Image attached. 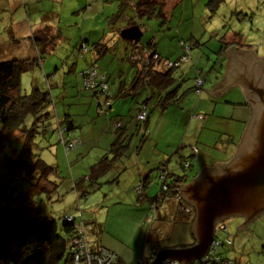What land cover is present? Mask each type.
Masks as SVG:
<instances>
[{
  "label": "trees",
  "instance_id": "1",
  "mask_svg": "<svg viewBox=\"0 0 264 264\" xmlns=\"http://www.w3.org/2000/svg\"><path fill=\"white\" fill-rule=\"evenodd\" d=\"M42 2L43 0H40L39 4ZM130 2H132V5L129 4ZM167 2L168 0H126L125 3H119L117 13L106 18L104 27L107 33L103 31L97 32L98 34L96 33L95 38L103 34L105 36V33L108 34L107 40L102 41L97 38V41H94L91 38L88 39L86 37L91 32H86L83 38H79V42L75 45V62L69 68L71 70L76 64L77 59L81 60L85 56V53L92 55L94 61H96L97 57L100 59L101 57L110 55L118 63L125 62L127 65L129 64V68H133L134 71L133 73L130 71L131 75L128 80L122 78L123 75L116 76V80H119V82L114 96H109L108 93V80L110 77L105 75L107 68H102L101 70L99 66H96L95 62L89 64L79 72L78 76L81 79L82 85L80 90L96 97V105L99 107V110H101V97H105V104L109 100L116 101V99H130L135 105L140 104L137 107L134 118L138 125L137 132L140 133L141 137H144V140H147L149 137L146 127L149 113H152L155 109L162 112L169 106L180 105L183 97L188 95L189 92L195 94L200 99L201 93L205 89V79L200 76H197L196 81L201 78L200 80L204 81L201 85H198L195 81L194 86L184 90L179 84L174 85L173 70L175 68L172 66V69H166L164 65L167 62L174 61L164 60L157 52L158 50L156 51L155 45L157 43L155 45L154 43H150L154 32L150 34L149 39L147 38L143 42L144 45L142 41L140 42L142 44H140L141 47H136L134 45L135 42L124 40L126 45L125 48H122L120 57L112 48H115L116 42H113L112 45L110 44V37L114 35L118 37L124 23L129 24V27L137 26L140 23V27L147 28L146 24L151 22L150 20H153V18H163L167 21L170 15V11L166 9ZM14 8L11 9L0 5V26L4 30L3 34H0V38L8 40L10 46H18L24 40L20 38L27 33V30L22 28L23 26L25 27L22 23L24 15L30 26L33 25V22L29 21L31 18L37 17L40 20L48 21L52 20L55 14V9L52 6L46 9L38 4H17L14 5ZM64 19L66 23L69 21L68 17ZM131 21H135V23H131ZM143 21L145 23L148 22L145 24ZM58 25L60 30L55 33L50 31L49 24L32 32L27 37L33 46L30 48L31 45H26L30 49L29 52L0 56V147H3L4 144L2 143L5 141L9 143L13 137L12 141L21 138V146L18 153L13 159H7V165L13 179L22 180L27 187V193H18L14 199L7 200L4 207L0 219V264H149L156 255V252L165 248L159 245V242L162 240L160 235H163L161 234L163 228L169 224H180L182 220L179 218L180 216L192 214V219L188 225L191 233L195 218V211L191 207L187 208L181 198L177 196L179 185L183 184L184 180L188 181L189 179L185 175L178 176L176 173H172L167 168L166 162L160 164V167L156 170L160 184L155 196L150 198L145 191V185L143 184L142 186L141 183L130 190L131 192L129 191L133 197L131 205L138 206L135 210L141 211L140 213L143 212L144 216H142L144 219L146 216L147 219L151 218L152 220L148 229L142 231L144 232V241L149 245V254L141 261L125 262L116 252L101 243L99 238L102 236L90 242L87 227L90 226L92 230L97 229V234L106 230V227L104 225L101 227L99 223H96L94 217L90 218V222L84 220L85 215L90 213L89 209L81 210L77 208V213L63 215L60 218L62 219V224L58 226L56 219L43 215L39 205L42 201H45V198H47L48 203L60 199L55 197L58 184L55 180L51 179L57 175L58 168L53 163L47 162L42 153L39 154L38 150H41L43 147L39 146L35 140L46 141L47 145L44 148H49L54 145L49 138L53 132L57 131L59 143L62 145L65 153H68L71 149L82 143L80 133L77 131L80 129V124L77 123L76 116H73L71 113H64L65 116L62 120L56 117L54 110L55 100L50 91L52 87L56 86L55 83L48 82L47 80L46 88L41 81L32 79L31 93L22 94L20 89L21 76L24 73L34 71L36 73L33 76L40 77L36 75L40 71L35 70L38 68L43 70L45 56L51 52L53 53L55 44L59 39L65 38L64 35L68 32L63 28L65 25L60 26V22ZM108 26L110 28L118 27L116 28L117 33L108 31ZM147 29L150 33V28ZM234 38L236 40L226 43L217 51V54L219 55L227 47L236 49L235 46L241 38L237 39L238 35H234ZM195 40L190 41L193 46L197 44ZM126 42L130 46H133V48L128 47ZM81 45L83 46L82 48ZM185 46L188 45L183 40L178 44L179 49L183 50L180 56L185 54ZM179 58L175 61L179 60ZM118 72H124L125 74L127 73V69L122 70L121 68L118 69ZM41 73H43L45 79L51 75L49 71H46L45 65ZM74 73L77 74V71ZM26 78V80L29 79L28 76ZM180 81L185 82L186 79L181 77L178 83ZM38 82H41V84ZM140 96L142 97L139 98ZM142 113L144 119H137ZM104 114L107 113L105 112ZM54 119L56 120L55 122L53 121ZM115 124L118 125L117 129L121 127V121H117ZM114 133L113 139L108 140L109 146L107 151L89 166L87 174L78 176L76 180H72V188L77 194L78 200L85 199L98 190L101 185V183L97 182L98 179L104 177L113 167L110 162L112 161L111 159L115 158L110 157V154L113 156L115 154L122 155L123 153L116 152H119V150L121 152V150L127 148L128 145L123 146L122 142H120V136L118 137L117 135L118 131ZM93 142L97 144V141ZM143 143L144 141L142 140L136 143L133 151L137 152ZM178 149H181V146ZM174 155V160H179L180 167L189 172L188 166L191 165V160L186 161L179 153H175ZM145 179L146 181L148 180V178ZM146 198L149 203L143 205V199ZM173 198H177V202L180 204L177 211L160 212V205L174 200ZM163 221L167 225L164 226ZM166 236L169 237L167 233ZM215 239L219 243L218 249L232 246V239L229 237L220 238L218 236ZM215 255L219 259V264L224 262L232 264L228 259L222 257V254L218 253V251ZM208 262H210L208 264H217L214 261ZM194 264H198V262Z\"/></svg>",
  "mask_w": 264,
  "mask_h": 264
},
{
  "label": "rangeland",
  "instance_id": "2",
  "mask_svg": "<svg viewBox=\"0 0 264 264\" xmlns=\"http://www.w3.org/2000/svg\"><path fill=\"white\" fill-rule=\"evenodd\" d=\"M85 2L86 0H80L77 4V32L83 24L85 25V30L99 29L103 27L102 24L106 23V18L117 12L116 3L111 4L109 1L105 0L103 2V0H100L98 3L94 4L92 8L83 9L86 7ZM170 5L173 11L167 18V20L170 19V23L166 22L163 18H153V20L150 21L153 24L157 23V25L154 30H151L147 35L150 36L154 31L158 32L157 36H160V43L158 42V44L160 47H164L167 41L170 42V40L163 36L164 31H167L168 28L172 27V32L175 30L177 31V44L183 40L186 45H190V41L194 40L191 39L190 36L191 34L195 35L194 37L197 44H195L196 47L193 46L189 50L187 56L188 60L182 62L178 69L176 67L173 70V72H176L175 76L177 73H184L187 75L182 89L194 86L197 76L205 80L208 79V75L213 73V66L217 59V51L226 43L236 40L234 35H238L237 39L241 38V40H238L239 43L235 46L236 50L245 52L246 54L243 57L248 60V64H251L256 70L260 69V74L262 70L264 71V0H172V4H168L167 6ZM23 19H26L25 15L22 20ZM157 20L159 21L156 22ZM69 22H72V20ZM143 22L145 23V21ZM64 30H68V27ZM3 32L4 30H2L0 26V34H3ZM148 36L142 35L139 41L134 43L135 46L138 47L141 41L144 42L147 38L149 39ZM114 42H116L115 52L120 57L122 45H126L125 41L117 37ZM63 43L57 45L55 52L53 51L54 53L45 56L43 70L45 65L46 71H49V74H51L50 77L45 79L43 73H41L43 70L38 68L35 71H40L36 74L40 77L33 76L36 73L33 71L24 73L20 81L22 94L31 93L32 79L41 81L46 88L47 80L48 82L55 83L56 86L52 87L50 91L55 100L54 110L56 117L62 120L65 116L64 113H71L73 116H76L77 123L81 124L82 130L86 132V137L84 140L82 139V143L71 149L68 153H65L62 145H60L57 131L53 132L49 138L51 143L54 144L49 148H44L45 145H47L46 141H41L40 139L35 140L39 146L43 147L41 150H38L39 154L42 153L47 162L53 163L58 168L57 175L53 176L51 179L55 180L58 184L55 197L60 199L48 203L47 198L44 197L45 201H42L39 205L43 215L56 219L58 226L62 224V219L60 218L63 215L77 213V208L98 212L100 218L95 214L87 213L84 220L90 222V218L94 217L96 223H99L101 227L103 225L106 227L108 234L104 230L100 234L93 233L92 240L102 236L104 241L110 242L112 246H117L116 252L123 254L125 258L127 257L128 262H131L133 259L135 261H141L149 254V245L144 242V235L141 231L142 228H145V230L148 229L152 222L151 218L147 219L145 216L146 220L140 219L138 214L139 210H135L138 206L131 205V203L128 205H116L117 195L113 192L111 195L104 197L108 191L105 190V192H102V190H99L90 194L86 199L78 200V196H76L77 194L72 188V180H76L78 176L87 174L89 166L107 151L109 142L108 139L104 137L96 144L90 138L88 132L90 124L87 123L89 120L92 121L93 118H96V120L100 119L97 117V111L95 109L97 99L87 92L79 91L77 87V74L69 70L72 63L75 62V58L72 53H67L66 46ZM26 45V42H22L18 46H10L8 40L6 41L0 38V56H8L11 53L19 54V52H21L24 54L29 52L30 49ZM127 45L133 48V46H130L128 43ZM182 53L183 50L180 49V55ZM232 56L234 57V55ZM106 57L112 60L110 55H106ZM113 60H115V58ZM114 63L115 62L111 61L108 62L109 65L115 67V71L121 68L122 70L129 69L132 73L134 71L133 68H131V70L129 68L130 65H127L125 62ZM168 68L169 66L166 69ZM26 76H28V80H26ZM239 76L240 74L237 73V77ZM243 81L252 84L247 80ZM41 82L38 83L41 84ZM206 85L205 88L207 89V82ZM239 90L242 92L241 89ZM240 94L241 99L245 101L246 99L243 93ZM141 97L142 96L139 98ZM198 99V96L191 93L185 97L180 105L169 106L168 109L161 113L158 110L149 113L148 132L151 133L150 140L146 142L144 137L138 135V140H140L138 141L135 136L127 146L126 150H130L128 153H131L134 150V145L141 142V140L146 142L142 144V146L145 145L144 147L141 146L139 151V161L142 163L148 160L151 161L152 157L149 156L153 153H184L183 158H185L186 161H189L190 156L198 151L201 153H217L213 149L214 146H216L214 140H218L220 134L217 131H209L207 129L199 134V130L196 129L200 127L198 119L205 118L204 115L198 116V114L202 113L195 110L199 101ZM91 102L92 106H90ZM250 112L251 111L247 112L246 110L240 114L235 112L231 118L236 121L243 119L247 123L250 119ZM231 113L232 112L229 114ZM53 121L55 122L56 120L54 119ZM13 138L10 142L8 141L9 143H7V141L3 142V147H0V219L7 200L14 199L20 192L27 193V187L24 182L19 179L14 180L7 165V159H13L21 146V138L12 141ZM238 145L239 143H237L233 153H235ZM179 146H181V149H178ZM127 159L131 160V158L121 159L118 166L126 165ZM117 160L118 159H114V161H111V166L115 167ZM203 162H205V160L200 155V160L192 164V167L196 166L193 168L192 173H189L186 169L180 167L179 160H174V164L178 166V171H180L178 176L185 175L189 180L198 173L200 165L204 164ZM129 165L127 166L129 167ZM134 169L137 171L136 166ZM134 177L135 174L133 169L129 168L126 171L125 179L127 181H132ZM94 198H98L99 200L104 199V203L97 205ZM177 208L179 207L176 206L175 202L167 201L160 205L159 210L162 213H168L170 210L171 212L172 210L177 211ZM261 217L262 220L257 224H253L248 231L252 235L251 241H257L256 245H261L259 238H263L264 215ZM232 220L238 222V224L234 227L230 225L228 230H230L231 235L235 236L240 223L236 218H232ZM144 222L145 224H143ZM163 223L164 226L167 225L165 221H163ZM259 225H261V228ZM166 233L169 237L163 236L166 235ZM161 234L163 235H160L162 237V240L159 242L160 247L169 249H171L170 247L172 246L187 247L188 244L190 245L192 242V239L190 241L191 234L189 229L185 226L178 225V223L173 225L169 224L167 227L163 228ZM133 251L137 254L134 258L131 254ZM208 261L209 259L206 257L202 264H208Z\"/></svg>",
  "mask_w": 264,
  "mask_h": 264
},
{
  "label": "crops",
  "instance_id": "3",
  "mask_svg": "<svg viewBox=\"0 0 264 264\" xmlns=\"http://www.w3.org/2000/svg\"><path fill=\"white\" fill-rule=\"evenodd\" d=\"M39 1L40 0H0V5L5 6V7L7 6L11 9H15L14 5H17V4H19V5H22V4L23 5L24 4H38L42 8L44 7L46 9H48V7H50V6L54 7L55 14H54L52 20H48L49 22L47 20H40L39 18L35 17V18L29 19L30 22L31 21L33 22V25L29 26L28 20L23 19L22 23H23V25H25V27L23 26L22 28L26 29L27 33H25L26 35H23L20 38L24 39L25 41L24 40H22V41L26 42V44H28L29 46L31 44H30V40H28L27 37H29L32 32L43 28L44 25H46V24H49L50 31L52 33H55L56 31L60 30V27L58 25L59 22H60V26L65 25L63 28L68 27V30H67L68 32H67V34L64 35L65 38L63 37L57 41V43L55 44V48L53 50L54 52H55L57 45L59 43L62 44L64 42L63 44L66 46L67 52L72 53L74 55V58H76L75 51H74L75 45L77 44V42H79V38L80 39L83 38V36L88 31L91 32L90 34H88V37H86L88 39L91 38L94 41H97V38H98V40H102V41L107 40L108 34H106L107 32H106L105 27H104L105 24H102L103 27L96 29V30H85V25L83 24L81 26V28L79 29V31L77 32V26H78V23H77V4H78V2H80V0H43V2L40 4H39ZM98 1H100V0H86V2H85L86 7L83 9L92 8L94 4L98 3ZM104 1L105 0H103V2ZM106 1H109V3H111V4L116 3V5H117L116 8L119 9V3L121 0H106ZM125 1L126 0H123L120 4L125 3ZM129 4L132 5V2H130ZM168 4H172V0H168L167 5ZM166 9L170 11V15H171L173 12L171 5L167 6ZM116 11H118V10H116ZM116 13L117 12H115V14ZM115 14H112V15H115ZM165 16H166V14H165ZM66 17H68L69 21L72 20V22L68 21L66 23V21L64 19ZM132 22L133 21H131V23ZM166 22L170 23V19H168ZM166 22H165V24H166ZM62 23H64V24H62ZM133 23H135V21ZM108 25H109V23H108ZM128 25L129 24L124 23L122 26V29L128 27ZM146 25H147V28H150V30H154V28L157 24H153L152 22H148ZM137 26L140 28L141 33L143 35H146V33L148 32V29L146 27H140V23ZM162 26H164V25H162ZM116 28H118V27H114V28L109 27L108 31H112L113 33L116 34L117 33ZM69 29H72V30H69ZM100 31L106 32L105 36L103 34V35L97 36V38H95L96 33L97 32L99 33ZM157 33L158 32L154 31V34L152 35L153 37L151 38L150 43H152V44L154 43V45L157 43V45H155L156 51L158 50L157 52L159 53V55L164 60L175 61L180 56V49H179L178 44H177V31L175 30L174 32H172V27L168 28L167 31L166 30L164 31L163 36L166 37L168 40H170V42L167 41V43L164 47L159 46L158 42L160 41L159 40L160 36L159 35L157 36ZM147 34H149V32ZM114 36H116V35H114ZM114 36L110 37L112 43L114 42L115 39H117V36L116 37H114ZM146 36H148V35H146ZM194 36H195L194 34H191L190 37H193L191 39L195 40ZM118 37L120 38V36H118ZM112 43H111V45H112ZM140 44L138 47H141L142 44L144 45L143 42L141 45ZM14 46H17V45H14ZM32 47L33 46L31 45L30 48H32ZM112 48L115 50L114 47H112ZM122 48H125V45H122ZM233 52H236L238 55L239 54L241 55L242 53H243L242 55L246 54L245 52H243L241 50L239 51V50L233 49L231 47H227L224 51L222 50L219 55L217 54V59H216V62L214 63V66H213V73H210L211 75H208V79L205 80V87L207 86L206 82L208 83V87H207V89L204 87L205 89L202 91L200 99L198 101V104L195 107L196 111L198 110L202 113V114H198V116H200V115L205 116V118H202V119L199 118L198 119V121L200 122V127L196 128V129L199 130V134L203 130L207 129L209 131H217L220 134V137L218 140H214L216 142V147L213 149L217 153H210V152L201 153L200 151H198L197 153H195L193 155L190 154L191 155L190 156L191 165L188 166L189 173H192L193 168H195V166H196L195 165L194 167H192V164L194 162H197L198 160H200V155L205 160V162H203L204 164L200 165V170H199L200 172L198 171V173L193 178H195L198 175H200L201 173H203V171L206 168L215 169V163L229 162V160L232 158V156L234 154L233 151H234L238 141H240L242 134H243V132L247 126V123H248V122L246 123V121L243 119L240 121H236V120H232L233 118H231L233 113H235V112L240 114V113H243L244 110H246L247 112L251 111V109L249 110L250 106L248 105L247 100L243 101L241 99L240 93H244V91L242 89V87H243L242 82L237 80L238 79L237 75H235L234 73H232L228 69L229 56H231ZM51 54H52V52L49 55H51ZM92 57H93L92 55H88L85 53V56H83V58L81 60L77 59V62L73 66V68L71 70L69 69L72 72L77 71V87L79 88V91L81 92L80 89L82 88L81 79L78 76L79 72L82 71L89 64L95 62L96 66H99V68L101 70H102V68H107V70H106L107 73L105 75H107L111 78V83H110V78L108 77L109 78V80H108V86H109L108 93H109V96H114L115 93L117 92V85L119 82V80H116V76L117 75H123L122 78H126V80H128L130 75H131L129 69H127V73H125V74H124V72L120 73V72H118V70L115 71L114 66L108 64L109 61L114 62L115 61V60H113L114 58L112 60H109L106 56L101 57L100 59L97 57V59H95L96 61H94L93 60L94 57L93 58ZM88 58H90V60H88ZM115 62H117V61H115ZM179 67H180V65H179ZM177 69H176V71H177ZM175 73L176 72L173 73V76L175 79L174 85L179 84L181 86V88H183L184 82L180 81V83H178V80H180L181 77L187 79V75H185L184 73H180V74L177 73L178 76L177 75L175 76ZM112 79H113V82H112ZM236 80H237V82H236ZM239 89H241L242 92ZM189 94H191V92H189ZM188 95L184 96L182 101H184L185 97H187ZM244 97H245V95H244ZM104 100H105V98L101 97V99H100L101 110H99V107H97V105L95 107V109L97 111L96 115L100 119L96 120V118H94V119H92V121L89 120V122L87 123V124H90L88 127V132H89L91 140L98 142L101 138H104V137H106L108 140H112L114 135H115V133H114L115 131H118L117 135H118V137L120 136V142H122L123 146L131 143L132 139L135 138V136H136V139L138 140V135H140V133L137 132L138 125H137V122H136V119L134 118V116L136 114L137 107L140 104L135 105L133 102L130 101V99H123V100H117L116 99V101L109 100L107 104H105ZM90 106H92V102H91ZM218 107H219V110H218ZM103 112L104 113L106 112L107 114H104ZM230 112H232V113L229 114ZM99 113H100V115H99ZM101 113H102V115H101ZM149 118L150 117H148V119L146 121V127L148 130H149V128H148ZM117 121H121V127L118 129L116 128V124H115ZM77 131H78V133H80L81 140L82 139L84 140L86 137V132H85V130H82L81 124H80V129ZM150 134L151 133H149V137L147 138V140H145L146 142H148L150 140ZM217 144H218V146H217ZM144 145L142 147H144ZM126 149L127 148L121 150V152H120V150H119V152H116V153H123L122 155L115 154V156H113L112 154L109 153L110 157H113V158L118 159V160L115 164V167L113 166L111 168V171L107 172L104 177L99 178L97 181L98 183H101V185L99 186L97 191H99V190H102V192H105V190L108 191L107 194L104 195V197L111 195L112 192L117 195V198H116L117 200L115 202L116 205H128L129 203H132L133 197L130 193L131 192L130 190H132L139 183H141L142 186H143V184L145 185L144 186L145 191L150 198L155 196V193L158 191L159 184H160L158 176L156 174V172H157L156 170L158 167H160V164H162L163 162H166L167 168H169L172 173H176L178 175L180 172V171H178V167H176L174 164V159H175L174 154L175 153H172V154L171 153H153L152 155L149 156V157H152L151 161L148 160V161H145L142 163L141 161H139L140 148L137 152L132 151L131 153H128L130 151L129 149L128 150H126ZM179 154L181 155V157L184 156V153H179ZM125 158H131V160L127 159L126 165L124 164V166L123 165L118 166L121 159L124 160ZM111 160L114 161V159H111ZM127 165H129V167ZM135 166H136L137 171H135V169H134ZM129 168H132L133 172L135 174V177L132 181H127L125 179L126 171ZM151 171H154V172H151ZM145 178H148V180L146 181ZM184 183H186V182L184 181ZM184 183L179 185L180 186L179 189L184 185ZM177 196L181 197L182 202L184 203V205H186L187 208L191 207L190 203L185 198H183L181 196V193H180V195L178 193ZM94 199H95L97 205L104 203V199H101V200H99L98 198H94ZM173 199L174 200H170V201L175 202L176 206H180V204H178V202H177V198H173ZM140 200H142V199H140ZM148 203H149V201L147 200V198L143 199V202H142L143 205L148 204ZM171 206H172V204H171ZM94 210H96V209H94ZM89 212H90L89 214H95L98 218H100V214L98 212L90 211V210H89ZM140 212L138 211L139 218L144 219V217H143L144 213L143 212L140 213ZM156 215H157V213H156ZM262 215H264V213L258 215L257 217L253 218L252 220H249L248 222H246V225L243 228H238L235 236L231 235L230 230H228V227L230 225H232V227H234L238 224V222L233 221L232 218H236L237 220H239L240 225L243 224V222L245 221L244 218H242V217H229V218H226L223 221H221V223L218 222L217 225H219V226H217V225L215 226V238L220 236V238H224V237L231 238L232 237L231 239H233L231 247H229V248L224 247L223 249L219 248L217 250L218 253H221L222 257H224L225 259H228V261H230L232 264H264V231L262 232L263 238H259V241H261V245L260 244L256 245L257 241L252 242L251 241L252 235L248 232L250 227L253 226V224H257L262 220V217H261ZM183 217H187L188 219L183 218ZM179 218L182 220H181L180 224H178V225H181L183 227L185 226L188 228L189 227L188 225L192 219V214L180 216ZM184 219H187V220H184ZM194 220H195V218H194ZM259 226L261 228V225H259ZM143 227H145V226H143ZM192 228H193V226H192ZM144 230H145V228H142V231H144ZM87 231H88V234L90 236V242L91 241L93 242L94 241V240H92L93 233H97V229L92 230V228L89 226V227H87ZM104 231L107 232L106 230H104ZM142 231H141V233L144 234V232H142ZM189 232H190V230H189ZM107 234H108V232H107ZM190 234H191L190 235L191 236L190 241L192 239V242L190 245L188 244L187 247L177 246L180 248H175L172 246L170 248L171 249H184V248H188L190 246H193L195 244V240H194V236H193L192 232ZM164 237H165V235H164ZM99 240L101 241V243L103 245H105L106 247H108L112 251L116 252L117 246H112L110 242L104 241L103 237H100ZM162 249H169V248L165 247ZM117 254L125 262L129 263L127 257L125 258L124 255L121 253H117ZM131 254H132L133 258L136 257V255H137L135 251H133ZM196 261H194L193 264Z\"/></svg>",
  "mask_w": 264,
  "mask_h": 264
},
{
  "label": "water",
  "instance_id": "4",
  "mask_svg": "<svg viewBox=\"0 0 264 264\" xmlns=\"http://www.w3.org/2000/svg\"><path fill=\"white\" fill-rule=\"evenodd\" d=\"M119 36L133 42L142 33L138 26H130ZM257 109L229 162L215 163V169L206 168L178 190L195 211L191 231L195 244L184 249H162L149 264H193L209 253L218 222L242 217L245 221L238 228H243L264 213V102Z\"/></svg>",
  "mask_w": 264,
  "mask_h": 264
},
{
  "label": "flooded vegetation",
  "instance_id": "5",
  "mask_svg": "<svg viewBox=\"0 0 264 264\" xmlns=\"http://www.w3.org/2000/svg\"><path fill=\"white\" fill-rule=\"evenodd\" d=\"M242 54L238 56L236 52H233L232 55H234V57L232 55L229 56L228 69L235 75H237V73L240 74L237 80L241 81L243 84L242 89L245 93H243V95H245V99L247 100L251 109L250 119L248 121L249 123L252 116L257 114V108H261L264 102V71L262 70V73L260 74V69L256 70L255 67H252L251 64H248L249 61L246 60ZM243 80H247L252 84L245 83ZM240 142L241 139L238 143Z\"/></svg>",
  "mask_w": 264,
  "mask_h": 264
},
{
  "label": "clouds",
  "instance_id": "6",
  "mask_svg": "<svg viewBox=\"0 0 264 264\" xmlns=\"http://www.w3.org/2000/svg\"><path fill=\"white\" fill-rule=\"evenodd\" d=\"M129 27V26H128ZM133 42H136V41H133ZM83 46L81 45V48H82ZM193 47V44L191 43L190 45H188V46H185L184 47V55H182V56H180V58H179V60H177V61H174V62H170V63H165L164 65L166 66V68L169 66V68L168 69H171L172 68V66H173V68H178L179 67V65L182 63V62H184V61H187L188 60V58H187V56H188V52H189V50L191 49ZM82 52H83V50H82ZM81 52V53H82ZM84 53V52H83ZM172 63H174L173 65H172ZM201 78H199V80H200ZM202 83L204 82V81H202V80H200ZM197 82V81H196ZM105 98V97H104ZM118 125L116 124V127H117ZM192 180V179H191ZM191 180H189V181H191ZM185 181V180H184ZM188 181V182H189ZM184 184H186V183H184ZM179 198H181L180 196H179ZM220 223V222H219ZM218 224V223H217ZM216 224V225H217ZM217 226H219V225H217ZM215 235H214V239H213V241H212V244L215 242ZM212 244H211V246H212ZM211 250V249H210ZM217 250H218V247L216 248V250L214 251L215 252V254H216V252H217ZM210 252V251H209ZM207 255V254H206ZM204 257V256H203ZM172 262H176V261H172ZM196 262H198V264L201 262V260H197ZM176 263H178V262H176ZM210 263V262H209ZM179 264V263H178Z\"/></svg>",
  "mask_w": 264,
  "mask_h": 264
},
{
  "label": "built area",
  "instance_id": "7",
  "mask_svg": "<svg viewBox=\"0 0 264 264\" xmlns=\"http://www.w3.org/2000/svg\"><path fill=\"white\" fill-rule=\"evenodd\" d=\"M197 84H198V85H201L202 82H201L200 80H197ZM137 119H139V120H143V119H144L143 113L140 114V115L137 117ZM218 245H219V243H218L217 241H215V242L212 244L210 252L207 253V255H205V256L201 259V262H200L201 264L204 263V258H206V257H208L209 261H214V262H216L217 264H219V263H218L219 259L216 257L215 252H214V251L216 250V248L218 247ZM164 264H178V263H176V262H172V261H169V262H165ZM222 264H228V263L224 262V263H222Z\"/></svg>",
  "mask_w": 264,
  "mask_h": 264
}]
</instances>
